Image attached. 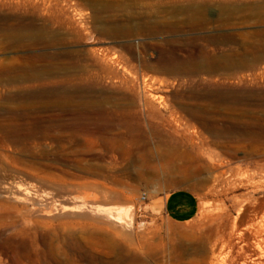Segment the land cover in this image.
<instances>
[{
  "label": "rangeland",
  "instance_id": "374dc122",
  "mask_svg": "<svg viewBox=\"0 0 264 264\" xmlns=\"http://www.w3.org/2000/svg\"><path fill=\"white\" fill-rule=\"evenodd\" d=\"M23 36L29 37L19 41ZM0 78L24 85L4 95L54 93L76 78V92L93 105L83 113L39 109L11 122L17 131L0 134L8 185L28 188L53 207L135 212L134 236L125 237L81 215L44 222L29 216L32 206L2 199L0 264L218 262L221 244L213 236L219 199L204 198L203 183L178 185L159 175L147 149L173 130L150 129L145 99L150 93L163 97L190 120L177 94L196 91L198 80L207 89L263 97L264 0H0ZM238 157L236 166L244 153ZM249 176L257 185L221 198L229 209L234 197L264 201V176ZM179 190L199 202L197 217L186 224L164 212L166 198ZM232 216L231 222L237 211Z\"/></svg>",
  "mask_w": 264,
  "mask_h": 264
},
{
  "label": "bare ground",
  "instance_id": "6f19581e",
  "mask_svg": "<svg viewBox=\"0 0 264 264\" xmlns=\"http://www.w3.org/2000/svg\"><path fill=\"white\" fill-rule=\"evenodd\" d=\"M27 37L23 36L18 40ZM15 39H17L16 36ZM213 45H217V43H213ZM75 80L76 78L61 82L60 89L54 93L44 92L36 95H4V90L8 92L21 90L23 88L21 86L24 85L20 82L19 85H16L18 82H0V134L11 133L13 129L11 122L40 112L39 109L44 112L64 113L80 112L92 108L91 99L81 97L76 92ZM144 82L146 85L148 80L146 79ZM195 83L196 91L177 94V97H180L182 103L187 106L182 109H184L185 115L191 118L190 120L185 119L176 107L163 104V97L153 93H150V97H146L145 117L150 129L160 131L159 126H163L164 129L173 130V133L163 135L154 141L153 146L147 149V157L157 162L161 172L159 175H166L178 185H182L188 180H194L198 185L203 183L206 187L203 197L219 199L220 211L218 215H214L215 220L219 221V225L213 237H216L218 243L221 244V252L216 258L218 262L212 261L209 264H264V201H256L253 198L255 196L246 197L243 201L234 197L230 201L232 206L229 209L221 200L222 197H229L244 187L257 185L256 182H252L249 173L254 172V174L264 176V96L239 94L231 90L220 92L207 89L205 81L198 80ZM172 85L176 86V82ZM185 85H187V81ZM69 86H71V90ZM147 86L148 90L152 92V87ZM156 102L165 111L166 116L161 111L154 110L157 108L154 105ZM196 107L199 108L195 109ZM81 112L83 113V111ZM200 128L210 136L204 137ZM13 131L15 133L17 130L13 129ZM214 145L221 147L224 151L213 152L211 146ZM240 152L244 153V157L242 161H239L241 165L236 166ZM3 166L0 163V201L2 199L10 200L27 207L32 206L33 209L27 208L29 216H35L44 222L52 218L76 217L78 219L77 216L81 215L109 225L125 237L134 236L135 212L133 207L120 210L121 215L114 216L99 208L85 209L84 211L74 203L59 207H53L52 204L44 205L43 199L30 189L8 185L2 174ZM202 175L205 177L201 178ZM105 201L108 200L105 198ZM86 202L94 204L89 203L90 199ZM243 203L245 205H242ZM252 210L253 215H249ZM234 211H237V216L231 222ZM206 213L205 215L209 214Z\"/></svg>",
  "mask_w": 264,
  "mask_h": 264
},
{
  "label": "crops",
  "instance_id": "0c3cea01",
  "mask_svg": "<svg viewBox=\"0 0 264 264\" xmlns=\"http://www.w3.org/2000/svg\"><path fill=\"white\" fill-rule=\"evenodd\" d=\"M199 211V202L194 194L188 191H176L165 200L164 212L176 224H186L194 220Z\"/></svg>",
  "mask_w": 264,
  "mask_h": 264
}]
</instances>
